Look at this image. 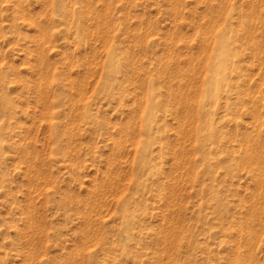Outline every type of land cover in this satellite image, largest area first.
Masks as SVG:
<instances>
[{
	"label": "rangeland",
	"instance_id": "374dc122",
	"mask_svg": "<svg viewBox=\"0 0 264 264\" xmlns=\"http://www.w3.org/2000/svg\"><path fill=\"white\" fill-rule=\"evenodd\" d=\"M0 264H264V0H0Z\"/></svg>",
	"mask_w": 264,
	"mask_h": 264
}]
</instances>
